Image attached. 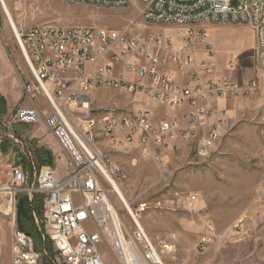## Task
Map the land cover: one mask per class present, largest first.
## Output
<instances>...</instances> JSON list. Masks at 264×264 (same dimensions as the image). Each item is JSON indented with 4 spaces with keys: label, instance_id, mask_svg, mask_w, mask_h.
Wrapping results in <instances>:
<instances>
[{
    "label": "built area",
    "instance_id": "2783aa9c",
    "mask_svg": "<svg viewBox=\"0 0 264 264\" xmlns=\"http://www.w3.org/2000/svg\"><path fill=\"white\" fill-rule=\"evenodd\" d=\"M102 8H123L130 0H65ZM143 4L144 21L179 26L178 38L162 33L127 34L105 27H59L36 25L12 32L32 83L27 95L40 94L50 105L44 125L67 157L69 171L60 176L53 166H42L35 182L28 184L24 170L13 165L9 182L1 186L8 194L6 213L12 223L17 217L18 199L37 196L42 203L41 228L53 245L58 264H105L101 248H106L116 264H164L169 250L166 241L155 243L138 223L147 209L123 206L130 224L120 217L98 176L103 154L98 150V129L107 138L120 136L139 143L141 155L162 162L163 152L173 141H195V152L209 148L218 137L221 115L211 101L252 93L256 79L237 81L213 74V44L207 40L203 22L248 23L257 40L256 60L264 67V0H138ZM96 64L89 72L88 66ZM185 73L192 84L181 86L169 68ZM235 60L228 61L234 71ZM97 88H111L142 94L172 109H186L179 117L154 122L147 109L131 113H91L90 96ZM57 99V100H56ZM62 100L80 106L84 117L70 122L58 106ZM12 118L33 123L40 118L36 107H18ZM238 220L237 224L241 223ZM210 228L209 223H207ZM210 241L201 239V248ZM30 234L14 230L11 264H38Z\"/></svg>",
    "mask_w": 264,
    "mask_h": 264
},
{
    "label": "rangeland",
    "instance_id": "374dc122",
    "mask_svg": "<svg viewBox=\"0 0 264 264\" xmlns=\"http://www.w3.org/2000/svg\"><path fill=\"white\" fill-rule=\"evenodd\" d=\"M4 1L16 30L53 24L63 28L105 27L144 37L162 33L178 38L179 26L144 21L143 4L138 0L116 9L65 0ZM200 26L213 44V74L240 82L257 81L252 93L211 101V107L221 115L213 145L197 153L195 141L176 140L164 150L162 162H157L141 155L136 140L127 142L120 136L110 139L98 129L96 146L104 156V169L118 184L129 206L135 210L138 203H147L137 220L155 243L162 240L169 244V250L162 255L164 264H264V67L256 60L255 31L248 23L203 22ZM232 59L236 62L234 71L228 68ZM11 77L17 85L9 94ZM1 82L5 89L0 86V188L9 182L13 165L24 170L29 185L35 182L42 166H53L60 176H65L69 171L67 157L44 125L50 105L40 94L31 97L24 90L32 78L0 4ZM137 94L99 89L90 97L91 113H131L141 96ZM112 100L119 105L107 104ZM57 103L70 122L86 114L79 105L74 107L62 100ZM159 104L148 106L154 118L175 114L170 107ZM28 106L40 112L36 122L13 120L16 108ZM97 173L120 217L130 224L123 201L101 172ZM7 198L8 194L0 190V264H11L16 229L30 234L34 249L40 253L38 264H58L53 245L36 224L42 219L41 200L35 195L24 200L22 211L12 223L6 213ZM204 235H209L210 241L201 248ZM101 253L105 264H116L106 248L102 247Z\"/></svg>",
    "mask_w": 264,
    "mask_h": 264
},
{
    "label": "crops",
    "instance_id": "0c3cea01",
    "mask_svg": "<svg viewBox=\"0 0 264 264\" xmlns=\"http://www.w3.org/2000/svg\"><path fill=\"white\" fill-rule=\"evenodd\" d=\"M95 66H96V64H92V65H90V66H88V70H89V72H91L94 68H95ZM169 73H170V75L172 76V78L175 80V82L177 83V84H179V85H181V86H185V85H190V84H192V81L186 76V74L185 73H180V72H177V71H175V69L173 68V67H170L169 68ZM10 73H11V71H10ZM8 84H10V87H9V90H8V93L9 94H11L12 93V88L14 87V86H16L17 85V81L13 78V77H11L10 78V80H9V83ZM0 86H2L4 89H5V85H4V83H2L1 82V84H0ZM99 89H110L111 90V88H97V89H95V90H93V92L91 93V96L97 91V90H99ZM115 90V89H114ZM6 94V93H5ZM3 95V94H1V95H3V97L5 98L6 97V95ZM137 95H141V96H139V99H137L136 100V103H134V105H133V110H131L132 112L133 111H135V110H137V109H139V108H144V109H147L149 112H150V116H151V119L154 121V122H158L160 119H166V118H172V117H179V116H181L183 113H184V111H186V109L184 108V109H173L174 111H175V114H173V115H171V116H168V117H165V116H160L159 118H154V112L148 107L149 106V104L151 105V104H153V105H161V104H159V103H157V102H155V101H153L152 99H150V98H148V97H145V96H143L142 94H137ZM90 96V97H91ZM143 97H145V98H143ZM107 104H116V105H119L118 104V102L115 100H112L111 102H109V103H107ZM163 105H165V104H163ZM167 106V105H166ZM8 107H9V105H8ZM28 107H33V106H28ZM172 109V108H171Z\"/></svg>",
    "mask_w": 264,
    "mask_h": 264
},
{
    "label": "bare ground",
    "instance_id": "6f19581e",
    "mask_svg": "<svg viewBox=\"0 0 264 264\" xmlns=\"http://www.w3.org/2000/svg\"><path fill=\"white\" fill-rule=\"evenodd\" d=\"M0 4L2 5L4 13H5L9 23L11 24V28L16 30V27H15L16 25H15L13 19H12V16L10 14L9 9L7 8V5H6L5 1L4 0H0ZM99 166L101 168V174L105 177V179H107L109 181L110 185L113 188L114 193H116V195L119 197V199L121 201H123L124 203H126L128 205V203H127V201H126L121 189L119 188L118 184L111 178V176L107 173L108 171L106 169H104V166L102 164L99 163ZM128 207H129V210L132 212V210H131L129 205H128Z\"/></svg>",
    "mask_w": 264,
    "mask_h": 264
},
{
    "label": "water",
    "instance_id": "95a60500",
    "mask_svg": "<svg viewBox=\"0 0 264 264\" xmlns=\"http://www.w3.org/2000/svg\"><path fill=\"white\" fill-rule=\"evenodd\" d=\"M25 197H26V194L23 193V194L20 195V197L18 199V206H17L18 214H20V212H21V210L23 208Z\"/></svg>",
    "mask_w": 264,
    "mask_h": 264
},
{
    "label": "trees",
    "instance_id": "16d2710c",
    "mask_svg": "<svg viewBox=\"0 0 264 264\" xmlns=\"http://www.w3.org/2000/svg\"><path fill=\"white\" fill-rule=\"evenodd\" d=\"M25 205V204H24ZM24 205H23V207H24ZM23 209V208H22ZM22 211V210H21ZM27 233V232H26Z\"/></svg>",
    "mask_w": 264,
    "mask_h": 264
}]
</instances>
